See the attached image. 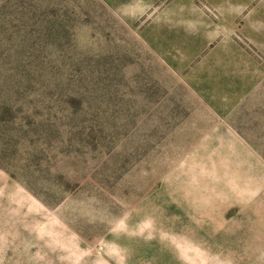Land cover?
Instances as JSON below:
<instances>
[{
  "label": "rangeland",
  "instance_id": "374dc122",
  "mask_svg": "<svg viewBox=\"0 0 264 264\" xmlns=\"http://www.w3.org/2000/svg\"><path fill=\"white\" fill-rule=\"evenodd\" d=\"M167 1L0 0V264H264V48ZM224 51L263 78L221 118L191 71Z\"/></svg>",
  "mask_w": 264,
  "mask_h": 264
},
{
  "label": "crops",
  "instance_id": "0c3cea01",
  "mask_svg": "<svg viewBox=\"0 0 264 264\" xmlns=\"http://www.w3.org/2000/svg\"><path fill=\"white\" fill-rule=\"evenodd\" d=\"M205 1L217 9H214L218 17L216 21L193 0H168L154 9L150 22L159 32L200 31V25H204L209 31L222 32L223 38L231 39L223 40V47L230 46L239 50L240 41L232 38L237 32L255 47L264 48V6L254 8L255 0ZM245 59L247 67L241 65L240 56L224 51L222 56L208 58L191 71L199 74L201 95L207 103L215 106L216 114L221 118L233 113L235 106L252 90L257 89L256 84L248 82L249 80L263 78L260 63L252 57ZM190 62L176 65V68L185 70ZM190 79L195 84L194 78ZM192 82L190 81L194 87Z\"/></svg>",
  "mask_w": 264,
  "mask_h": 264
}]
</instances>
